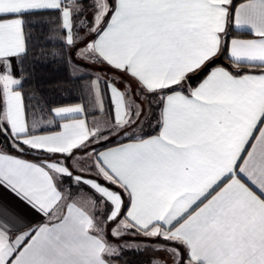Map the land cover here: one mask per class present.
<instances>
[{
  "label": "snow or ice",
  "instance_id": "6c2138e0",
  "mask_svg": "<svg viewBox=\"0 0 264 264\" xmlns=\"http://www.w3.org/2000/svg\"><path fill=\"white\" fill-rule=\"evenodd\" d=\"M0 188V264H264V0H0Z\"/></svg>",
  "mask_w": 264,
  "mask_h": 264
},
{
  "label": "trees",
  "instance_id": "16d2710c",
  "mask_svg": "<svg viewBox=\"0 0 264 264\" xmlns=\"http://www.w3.org/2000/svg\"><path fill=\"white\" fill-rule=\"evenodd\" d=\"M240 1L242 0H235L234 5ZM231 37L244 38L248 36L232 30ZM48 50L51 51V46ZM224 61L228 64L226 55L224 56ZM35 72L34 83L44 93L50 106L72 105L78 102L76 99L78 93L74 91V85L66 83L67 74L58 63L49 61L48 63L37 64ZM24 158L32 160L35 158V154L33 156H25Z\"/></svg>",
  "mask_w": 264,
  "mask_h": 264
},
{
  "label": "crops",
  "instance_id": "0c3cea01",
  "mask_svg": "<svg viewBox=\"0 0 264 264\" xmlns=\"http://www.w3.org/2000/svg\"><path fill=\"white\" fill-rule=\"evenodd\" d=\"M234 1L235 0H233V4H234ZM247 2V0H242V1H240V2H238L236 5H234V6H236V7H238L240 4H242V3H246ZM233 31L234 32H237V33H243V34H245L244 32H242V31H240V30H235V29H233ZM245 35H247L248 37H244V38H240V39H253V38H255L254 36H252V35H248V34H245ZM230 38H239V37H230ZM212 70V69H211ZM210 70V71H211ZM209 71V72H210ZM209 72L207 73V75L209 74ZM189 75H191V74H189ZM207 75L205 76V77H203L195 86H193V87H190V86H188L187 85V83L185 82V90L187 91V90H189V89H194V88H196V87H198L202 82H203V80L204 79H206L207 78ZM59 130V129H58ZM149 131H151V130H149ZM153 134H155V133H153ZM0 201H2L4 204H6V205H9V206H15V205H17L19 202L16 200V198L10 193V192H8L6 189H3V188H0Z\"/></svg>",
  "mask_w": 264,
  "mask_h": 264
},
{
  "label": "water",
  "instance_id": "95a60500",
  "mask_svg": "<svg viewBox=\"0 0 264 264\" xmlns=\"http://www.w3.org/2000/svg\"><path fill=\"white\" fill-rule=\"evenodd\" d=\"M217 65H227V63L224 61V56L217 57L212 63L207 65L204 69L201 71L189 75V78L186 80V83L188 86L193 87L195 86L203 77L207 75V73Z\"/></svg>",
  "mask_w": 264,
  "mask_h": 264
},
{
  "label": "rangeland",
  "instance_id": "374dc122",
  "mask_svg": "<svg viewBox=\"0 0 264 264\" xmlns=\"http://www.w3.org/2000/svg\"><path fill=\"white\" fill-rule=\"evenodd\" d=\"M134 260H140L143 259L142 257H133Z\"/></svg>",
  "mask_w": 264,
  "mask_h": 264
}]
</instances>
